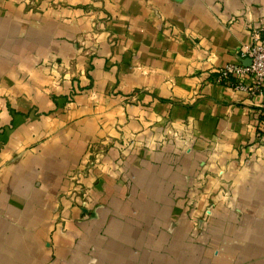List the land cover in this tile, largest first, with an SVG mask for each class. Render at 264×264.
<instances>
[{"label": "crops", "instance_id": "1", "mask_svg": "<svg viewBox=\"0 0 264 264\" xmlns=\"http://www.w3.org/2000/svg\"><path fill=\"white\" fill-rule=\"evenodd\" d=\"M264 0H0V264H264V99L215 80Z\"/></svg>", "mask_w": 264, "mask_h": 264}, {"label": "built area", "instance_id": "2", "mask_svg": "<svg viewBox=\"0 0 264 264\" xmlns=\"http://www.w3.org/2000/svg\"><path fill=\"white\" fill-rule=\"evenodd\" d=\"M238 58V63L225 65L215 81L234 92L264 99V40L254 34L251 43L240 48Z\"/></svg>", "mask_w": 264, "mask_h": 264}, {"label": "water", "instance_id": "3", "mask_svg": "<svg viewBox=\"0 0 264 264\" xmlns=\"http://www.w3.org/2000/svg\"><path fill=\"white\" fill-rule=\"evenodd\" d=\"M174 1L179 2V1H181V0H174Z\"/></svg>", "mask_w": 264, "mask_h": 264}]
</instances>
